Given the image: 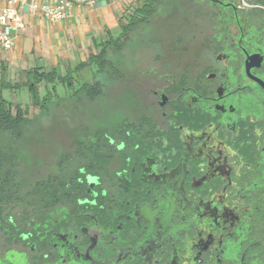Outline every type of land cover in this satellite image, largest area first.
Here are the masks:
<instances>
[{
  "label": "flooded vegetation",
  "instance_id": "1",
  "mask_svg": "<svg viewBox=\"0 0 264 264\" xmlns=\"http://www.w3.org/2000/svg\"><path fill=\"white\" fill-rule=\"evenodd\" d=\"M217 1L130 52L116 118L87 103L0 182V264H264V5Z\"/></svg>",
  "mask_w": 264,
  "mask_h": 264
},
{
  "label": "trees",
  "instance_id": "2",
  "mask_svg": "<svg viewBox=\"0 0 264 264\" xmlns=\"http://www.w3.org/2000/svg\"><path fill=\"white\" fill-rule=\"evenodd\" d=\"M140 1L141 6L130 14L126 24H122V17L120 35L113 37L109 34L96 54H92L87 62L80 63L65 76H59L54 70L32 69L21 74L16 81H12L8 78L6 67L2 66L0 70V182H18L19 170L14 166L22 164L23 159L33 160L40 148L45 152L51 149V140H41L39 137L41 135L50 137L47 132L49 129L44 128L42 120L49 118L54 108L58 109L63 104L72 102L76 108L85 109L88 103V115L92 118L98 117L95 110L97 106L104 110L106 118L111 114L112 108L109 107V103L115 102L118 96L115 92H111L110 88L119 89L122 84L129 85L127 79L131 76V70L128 64L134 60L125 52L131 49L132 34L140 26L149 29L153 23H156L157 32L152 27L144 34L148 33V38L152 35L159 36L164 28L167 29V22L169 27H172L175 25L171 23L173 20L179 21L175 13L184 6L183 0ZM189 1L196 4V0ZM246 1L250 4L264 5V0ZM164 5L168 9L160 10ZM155 16L157 19H154ZM139 44L138 52H136L142 54L149 44L144 43V46ZM85 72L91 73V79L83 82L81 75ZM126 94L129 93L123 88L122 97L127 98ZM50 125L53 132L54 125ZM105 126L109 129L108 124ZM57 133L61 138L65 136L67 130L61 128L57 130ZM106 133H109L108 130ZM52 138L53 136L50 139ZM7 187L16 189L12 185L4 184L0 185V191ZM18 196V194L9 196L0 193V199H11L9 202L16 200L14 198Z\"/></svg>",
  "mask_w": 264,
  "mask_h": 264
},
{
  "label": "crops",
  "instance_id": "3",
  "mask_svg": "<svg viewBox=\"0 0 264 264\" xmlns=\"http://www.w3.org/2000/svg\"><path fill=\"white\" fill-rule=\"evenodd\" d=\"M123 3L124 0L71 2L68 16L58 23L35 16L28 8L21 9L24 26L15 33L12 49L0 45V70L6 67L12 81L32 69L54 70L65 76L96 54L109 34L115 37ZM8 6L7 1L0 0V14Z\"/></svg>",
  "mask_w": 264,
  "mask_h": 264
},
{
  "label": "rangeland",
  "instance_id": "4",
  "mask_svg": "<svg viewBox=\"0 0 264 264\" xmlns=\"http://www.w3.org/2000/svg\"><path fill=\"white\" fill-rule=\"evenodd\" d=\"M68 1L73 2V3L74 2L75 3H81V2H87L89 0H68ZM140 6H141L140 0H124V3H123V11L124 12H123V16H122L123 17L122 24H126L130 14L133 13V11ZM164 9H168V8L165 5L160 8V10H164ZM175 15L179 16V12H176ZM154 19H157V17ZM158 20H160V19H158ZM157 21H155V22H157ZM153 25L155 26L156 23H154ZM147 27H149V26H147ZM150 27L152 28L153 26L151 25ZM151 28L148 29V28H145L144 26H140L139 29L132 34V36H131V42H132L131 43L132 44L131 49H129V51H126L125 54L130 55L129 52H131V51L134 52V50H135V54H136L138 52L137 47L140 45L139 43H141L143 46H144V43L147 44L149 42L150 38H148V33L144 34V32L151 30ZM120 32H121L120 29L116 30L114 33L115 37L119 36ZM130 57H131V55H130ZM131 59L134 60V57H131ZM81 78H82L81 81H83V82L88 81L91 79V73L85 72L81 75ZM110 91L113 93L115 92L116 94L122 93L121 88L117 89V88L112 87V88H110ZM114 101L115 102H113L112 104L109 103V106L112 107L113 111L107 117V119L116 118L117 115L120 114L119 113L120 109H123V107H125L127 104H130L129 101L127 100V98L121 99V98L117 97ZM103 115H100V117H103ZM85 117L86 116L84 114V110H82L79 107L76 108L72 102H67V103L63 104L62 106H60V108H58V109L54 108L52 115L49 116V118H44L42 120V122L44 123V128L49 129L47 132H49L48 135L50 137H47L46 135H41L39 138L41 140H51L50 138L53 136V134H54L53 132H55V131H54V129H53V132L51 131V125L50 124L54 125L56 122L57 123L56 125H59L61 127L64 126V127L68 128L70 125L72 126V124L74 125L75 123H77L79 121L80 122L83 121V119ZM48 125H50V126H48Z\"/></svg>",
  "mask_w": 264,
  "mask_h": 264
},
{
  "label": "built area",
  "instance_id": "5",
  "mask_svg": "<svg viewBox=\"0 0 264 264\" xmlns=\"http://www.w3.org/2000/svg\"><path fill=\"white\" fill-rule=\"evenodd\" d=\"M9 4L0 14V45L10 50L14 46L15 33L23 28L21 9L28 8L35 15L58 23L69 13L71 2L68 0H5Z\"/></svg>",
  "mask_w": 264,
  "mask_h": 264
},
{
  "label": "water",
  "instance_id": "6",
  "mask_svg": "<svg viewBox=\"0 0 264 264\" xmlns=\"http://www.w3.org/2000/svg\"><path fill=\"white\" fill-rule=\"evenodd\" d=\"M211 2L214 4V3H217L218 1L217 0H211Z\"/></svg>",
  "mask_w": 264,
  "mask_h": 264
}]
</instances>
